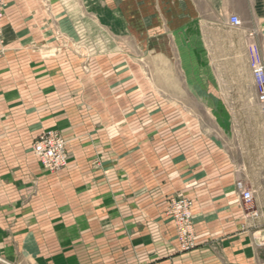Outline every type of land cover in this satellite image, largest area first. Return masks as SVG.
Instances as JSON below:
<instances>
[{
	"label": "crops",
	"instance_id": "0c3cea01",
	"mask_svg": "<svg viewBox=\"0 0 264 264\" xmlns=\"http://www.w3.org/2000/svg\"><path fill=\"white\" fill-rule=\"evenodd\" d=\"M102 11L108 22L120 14L124 95L121 102L103 99L153 106L154 149H137L133 165L129 149H111L116 156L106 177L80 161L45 173L50 178L42 171L37 196L32 149H0V256L25 257L21 263L28 264L40 249L58 264H264V120L251 69L264 65V0H9L0 120L3 106L50 105L54 87L82 90L59 81L66 71L54 59L62 51L38 49L57 40L56 25L74 27L83 16L98 24ZM232 16L241 27L231 25ZM63 94L58 105L70 102ZM50 182L58 205L51 204ZM238 183L253 194L250 204ZM181 195L194 203L195 248L188 252L167 214L170 200ZM55 219L62 225L52 226ZM55 233L79 236L72 245L47 246Z\"/></svg>",
	"mask_w": 264,
	"mask_h": 264
},
{
	"label": "rangeland",
	"instance_id": "374dc122",
	"mask_svg": "<svg viewBox=\"0 0 264 264\" xmlns=\"http://www.w3.org/2000/svg\"><path fill=\"white\" fill-rule=\"evenodd\" d=\"M8 6L9 0H7L4 21L7 17ZM106 12L98 13V24L87 22L83 16L79 18L80 20H76L74 27L61 28L56 25L52 29L53 33L49 32V34L52 33L58 36V38L56 37L58 41L47 42L40 45L38 49L46 51L45 54L47 55L62 51L61 53L64 56L60 57V59H54L57 64L59 61L66 71L64 74L66 79H64L63 74H60L61 78H59V81L66 80L67 82H72V85L75 82L81 86L82 90H74L72 88L64 91L54 87L49 92L50 101L52 102L50 105L1 107L3 120H0V149H32L34 159L33 193L35 196L43 193L42 171L44 175H46L45 173L59 174L65 169H70L75 162L80 161L92 164L97 172L102 173V176L106 177L108 173H111V169H107V163L110 162V166L111 158L116 156V154L109 153L111 149L119 151L129 149L130 165L137 161V149H154L153 106L106 105L105 99H103L113 97L116 99L115 101L121 102L124 97L120 79L121 58L117 55L121 49V18L120 14L118 15L119 17L114 14L112 15L114 18H110L108 22ZM65 13L67 16H72L73 10L65 9ZM73 34L77 36L73 37ZM112 35L117 36L118 40H112ZM0 43H2V38ZM48 50L51 52H47ZM54 81H58L57 75H55ZM62 93L70 97V102L66 105L57 104ZM41 95L35 94L34 97L37 100L41 98L39 97ZM92 97L100 99L99 102ZM101 99L103 100L101 101ZM144 111L145 115H143ZM47 135H53L64 141V161H60L61 163L59 162L60 164L56 166H53L55 163L51 162V168L54 169V172L44 167L40 158L34 153L36 144L43 136ZM165 135L166 133L162 135L163 142L166 138ZM77 147L83 149H73ZM72 149L78 154L73 152ZM19 155L22 156L23 153ZM37 169H39L38 172ZM11 172L12 175H15V171ZM47 177L50 178L49 176ZM50 184L52 187L50 190L51 204L58 205V189L54 183L50 182ZM179 197L184 196L181 195ZM36 205L38 206L36 208L40 210L41 201L35 202ZM37 213L38 211L35 215ZM169 217L175 224L171 216ZM35 220L38 221V225H41V218H35ZM51 225L55 227L62 224L59 223L58 219H55ZM78 236V234L72 233H55L50 235L48 243L46 242L45 244L47 246L50 244L51 247L55 243L60 242L71 243L72 245L75 238L78 240ZM86 236L88 234H81V239L79 240L83 243V247L86 241H89ZM35 239L37 243H42L43 241L42 235H36ZM102 240L105 241V237ZM39 250L35 249L33 256L28 257L27 260L31 259L28 264H58L54 255L46 254L43 256L41 250ZM54 252L52 250V253ZM25 259L24 257L21 260L19 257L13 262L4 256H0V264H22L21 261L25 262Z\"/></svg>",
	"mask_w": 264,
	"mask_h": 264
},
{
	"label": "built area",
	"instance_id": "2783aa9c",
	"mask_svg": "<svg viewBox=\"0 0 264 264\" xmlns=\"http://www.w3.org/2000/svg\"><path fill=\"white\" fill-rule=\"evenodd\" d=\"M6 7L7 0H0V40L2 38V24L5 17ZM230 23L234 27L242 26L241 20L236 16L230 18ZM251 69L254 76L257 99L261 105V112L264 120V65L254 62L251 64ZM64 149L63 140L58 139L53 135H47L43 136L36 144L34 147V153L40 158L44 167L54 172V169L51 168V162L55 163L53 166H56L57 164L59 165L63 162ZM237 188L240 191L243 202L245 204H250L253 201V194L246 190L242 183H238ZM193 207L194 204L191 200L186 197H177L171 200L167 212L175 222L179 245L184 252L195 248ZM254 216L258 215L255 213Z\"/></svg>",
	"mask_w": 264,
	"mask_h": 264
}]
</instances>
